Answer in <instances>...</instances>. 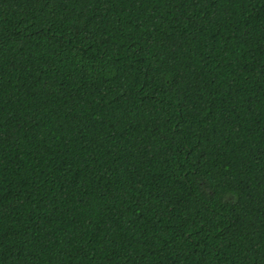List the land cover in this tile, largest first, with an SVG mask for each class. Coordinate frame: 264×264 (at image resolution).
Instances as JSON below:
<instances>
[{"label":"trees","instance_id":"trees-1","mask_svg":"<svg viewBox=\"0 0 264 264\" xmlns=\"http://www.w3.org/2000/svg\"><path fill=\"white\" fill-rule=\"evenodd\" d=\"M0 264H264V0H0Z\"/></svg>","mask_w":264,"mask_h":264}]
</instances>
